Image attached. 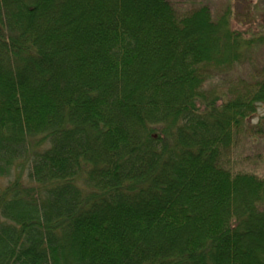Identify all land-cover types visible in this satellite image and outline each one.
Wrapping results in <instances>:
<instances>
[{
	"label": "trees",
	"instance_id": "16d2710c",
	"mask_svg": "<svg viewBox=\"0 0 264 264\" xmlns=\"http://www.w3.org/2000/svg\"><path fill=\"white\" fill-rule=\"evenodd\" d=\"M254 38L170 0H0V264H264V178L227 166ZM26 174H25V171Z\"/></svg>",
	"mask_w": 264,
	"mask_h": 264
},
{
	"label": "rangeland",
	"instance_id": "374dc122",
	"mask_svg": "<svg viewBox=\"0 0 264 264\" xmlns=\"http://www.w3.org/2000/svg\"><path fill=\"white\" fill-rule=\"evenodd\" d=\"M184 13L209 6L218 15L231 11L233 27L254 43L243 51L240 61L227 74L215 73L206 88L217 92H235L243 82L261 77L264 68V0H170ZM227 166L234 170L252 172L264 178V106L238 128ZM27 169L25 171L26 174ZM10 178L0 179L4 187Z\"/></svg>",
	"mask_w": 264,
	"mask_h": 264
}]
</instances>
